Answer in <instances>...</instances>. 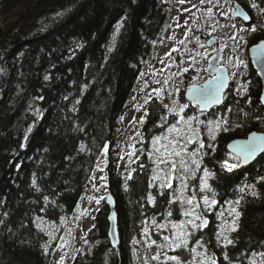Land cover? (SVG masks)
<instances>
[{
    "label": "trees",
    "instance_id": "1",
    "mask_svg": "<svg viewBox=\"0 0 264 264\" xmlns=\"http://www.w3.org/2000/svg\"><path fill=\"white\" fill-rule=\"evenodd\" d=\"M89 1L0 0V15L10 20L0 27V88L10 76L8 58L16 45L55 30ZM175 1L95 0L70 23L17 51L9 61L14 75L0 92V98L5 94L0 106V264L54 263L57 242L51 241L39 220L57 224L80 211L105 149L119 146L121 121L135 100L153 46L171 26ZM235 2L250 10L252 24L235 36L229 24L212 32L237 50L241 43L251 47L264 39V24L258 22L256 11L264 19V0ZM251 66L244 57L240 87L228 92L229 98L237 97L226 103L228 129L219 151L206 158L216 169L212 189L219 203L240 201L237 230L227 233L233 244L225 247L215 216L201 232L200 249L206 247L216 264H252L253 259L261 264V257L252 254L264 252V155L246 169L229 172L225 166L230 163L229 141L264 131L263 84ZM147 168L135 173L125 198L118 190L119 179L111 184L120 219L127 225L120 234L127 242L122 241L119 249L110 246L109 209L104 202L81 246L75 244L71 264H138L132 242L137 243L143 222L155 209L143 207ZM163 248L164 252L157 246L149 248L151 264H159L170 253L167 244ZM173 253L182 261H192L189 246ZM157 255L159 259H153Z\"/></svg>",
    "mask_w": 264,
    "mask_h": 264
},
{
    "label": "rangeland",
    "instance_id": "2",
    "mask_svg": "<svg viewBox=\"0 0 264 264\" xmlns=\"http://www.w3.org/2000/svg\"><path fill=\"white\" fill-rule=\"evenodd\" d=\"M234 5L235 0H203V2H201V0H183V2H181V0H176L174 2L169 21L171 26L165 33L164 37L160 38L153 46L155 47L154 55L149 58V61L145 65L143 78L139 83V89L136 96H134L135 100L133 101L131 107L127 108V111L121 121L122 123L119 127V133L117 134L119 137V146H117V148L113 151H110L109 148L105 149L96 167V171L94 172V175L85 190L83 200L79 207L82 212L78 211L73 218L62 220L57 224L44 223L43 220H39L38 225L46 231V233H48L51 241L57 242L55 248H53V255L55 256L53 264H71L75 254V244L77 243V247H80L83 242L84 234L95 225L94 221L96 211L105 201V194L100 188L102 186H106L105 184L111 175L106 172L109 167H104L106 159L112 157L113 160H116L115 165L117 167V161L118 158H121V155L123 156L124 154H129L131 156L128 161L129 164L133 162V158L138 157L139 153L136 147L131 145L135 136L139 133V122L136 120L142 115V111L146 105H149L151 98L153 96H157L160 100H162V102H164L162 98L170 97L171 103L168 105V108L170 110L173 108L174 112L179 111L180 113L181 108L186 105L182 104L179 99L181 98V95H179L180 91L183 89L186 92L189 86L194 84V81L200 80V77L205 75V72H208L209 74L211 73L208 67V62L211 55H214L215 50L205 45L207 43V39H203L202 41L199 39L200 32L203 33L202 29H205L207 34L216 36L213 35L212 32L215 30L216 26L220 27V24H229L232 28V32L234 34L233 36L242 33V30L246 27V25L241 20L234 18ZM256 11L259 13L257 17L258 22L264 24V19L262 18L261 13L258 9ZM9 22L10 20H7L5 16L0 15V27H4ZM194 38L196 39L195 41L190 40ZM221 41L222 47L226 48L224 64L228 69H230L233 81L235 82V89H237L240 87V79L242 76L240 68L241 63L244 61V57L247 56L249 58L248 54L250 47H248V44L244 42L241 43V46L236 50L232 45L228 44L227 40L221 39ZM234 43L235 42H233V44ZM180 44L182 45L179 48ZM201 45H203V47ZM178 54H180L179 57ZM173 58L174 61L170 62ZM169 65H171L170 68ZM166 70H168L169 73H166ZM177 70H180L181 72H178ZM183 73L187 74L189 86L184 83L185 79L183 77ZM167 91L170 92V94H167ZM163 104L167 105L165 102ZM186 108L187 105L186 107H183V110ZM184 123L185 128H183L181 134L176 133L170 134L167 137H159L160 139L155 140V143L151 145L154 150L160 149V151L157 152L159 154L156 160L157 164L159 158H164L170 162L175 160L177 166H180L179 169L186 172L188 167L191 168L195 165L193 160L196 161V157H192L191 152L187 151V148L191 145V143H199L198 139L194 142L188 140V137H190L193 134V131H195V121L192 122L191 120L189 123L188 120H185ZM215 129L216 124H210L206 130L208 138L212 143H214L217 138ZM162 145L168 146L167 151L161 147ZM174 151L180 152L181 156L177 157L168 155V153ZM181 159L184 161L183 164L180 163ZM230 160L232 161L230 164L238 163L234 157H232V159L230 158ZM114 171H117V169L115 168ZM158 173L159 176L163 175L161 170H158ZM190 173V171L187 172L185 176H189ZM207 179L208 176L205 177L204 173L202 180L203 184L201 185L202 188H204L203 185L207 182ZM206 189H209V186ZM204 196L206 195H202L200 198L201 203L203 204L202 206H204ZM208 197L210 200H216L214 195ZM216 206L217 204L211 208H206L204 206L208 212L205 216L208 221L207 225L210 224L209 214L214 211ZM232 207H235L238 210L236 204L228 202L225 206H221L219 208L221 209L220 212L216 213L215 220L218 226V229L216 230H219V234L224 233V235H220L221 239H225V237H227V233L231 230V225L234 220L238 223L235 214L231 212ZM85 212H88V214L81 217V215ZM221 213H223V215H221ZM155 218L158 217L156 216ZM155 218L153 217V219ZM190 219H192V217L182 222L183 228L181 230L180 228L174 229L167 235L172 237L176 232H185L187 235H185L184 238L189 244L192 236L198 234L197 230L188 224ZM195 222L197 224L199 223V221ZM137 240V243L132 242L133 258L136 259L138 264H151L149 257H147L148 252L146 249L147 247H152V244L151 246L145 247V250L142 252L136 245L140 241L139 239ZM148 245H150V243ZM200 245H202L201 242L193 247L196 251L193 253L191 252L192 261H195V264H200V260L202 258H206L208 261L213 259L215 260L214 255H211L206 247L200 249ZM177 250L178 249L172 251L175 252ZM171 256H175V254L172 253L169 257ZM158 262L159 264H176V261L167 259V257L159 259Z\"/></svg>",
    "mask_w": 264,
    "mask_h": 264
},
{
    "label": "flooded vegetation",
    "instance_id": "3",
    "mask_svg": "<svg viewBox=\"0 0 264 264\" xmlns=\"http://www.w3.org/2000/svg\"><path fill=\"white\" fill-rule=\"evenodd\" d=\"M202 35H204L205 39H207L209 36H212L210 34H205L200 32L199 39L201 41L203 40ZM219 39L221 41V38ZM190 40L195 41L196 39L194 38ZM181 45L182 44L179 45V48L181 47ZM213 49L215 50V48ZM179 55L180 54H178V57ZM173 61L174 58L171 59L170 62ZM170 67L171 65H169V68ZM166 71H167L166 73H169L168 70ZM177 71L181 72L180 70ZM183 77L185 79L184 83L188 85L189 79L187 77V74L183 73ZM210 77H211V73L209 74L208 72H205V75L201 76L200 80L194 81V84L188 86L190 88L192 85H203L205 81H207ZM232 86H233L232 88H235V84H233ZM228 92H230V90ZM228 92H226L223 105H220L219 107H214L209 112H203L199 107H194V105L191 104V102L186 98L185 95L186 92L183 89L180 91L179 95H181V98L179 99L182 104L187 105V108L180 113L179 111L174 112L173 108H171V110L168 108L169 107L168 105L171 103L170 97L162 98L163 101L167 103V105H165L163 104L164 102H162V100L159 99V97L153 96L150 100L149 105L148 106L146 105V107L142 111V115L139 116V118L136 120L139 122V126H138L139 133L135 136V139L132 141L133 143L131 145H133V147H136L139 153L138 157L133 158V162L129 164L128 161L131 156L129 154H124L123 156L121 155V158H118L117 167L115 165L116 160H113L112 157L106 159V162L109 164V168L106 172L110 173L111 175L107 183L105 184L106 186H102L100 188L102 192L105 194V197L108 196L109 193L114 194L113 185L111 184L112 182H115L116 179H119L118 190L121 194L120 196L125 198L132 187L131 182H133L135 173H137L138 170L141 169L143 166H148L146 170L147 173L149 174L147 176V182H146L148 184V190H147V194H145L146 198L143 207L145 206L149 208L155 207L153 211L156 212V214L151 215L153 211L148 213L150 217H147L141 226L142 228L141 234L139 235L140 241L136 245L140 248L142 252L145 250V247L149 246L148 244L151 243V241L153 240L156 241V244H152V247L157 246L161 249L160 250L161 252H164L165 251V249L163 248L164 244H167L168 242L164 241L163 237L166 236L167 234H170L172 230H174L172 227L173 224H176L178 226L182 225V222H184V220L190 218V216H185L183 213L186 210L193 209V205H195L196 213L202 214L205 217L208 212L207 209L204 208V206H202L203 204L201 203L200 200L202 195H206V196L214 195V198H216V200L218 201L216 208L212 213L209 214V217L216 216V213L220 212L221 210L219 208L227 204V203H223V204L219 203V196L212 189L213 178L216 169L210 168L208 163H206V158L208 156L215 155L219 151L220 148L219 142L221 141L223 134H226V131L228 129L227 117H229L230 115V107L227 106L226 103L229 100L230 101L237 100V97L229 98ZM166 93L170 94V92L168 91ZM154 105H155L154 109L156 110L152 112L150 108ZM181 116L184 117L183 120L180 119ZM251 116L252 113L250 115V118ZM190 117H195V119L192 120V122L195 121L194 126H195L196 136L195 139L192 140V142L198 139L199 143L197 144L191 143V145L188 146L187 151L191 152L192 157H196L198 167L197 164H195L191 168L188 167L187 172L190 171L191 173L189 176H185L187 172L182 169H179L180 166H177L175 160H172L171 163L168 164H162V163L157 164L156 160L159 154L157 153L156 150H154L153 146L151 145H153L157 137L160 138L163 136L167 137L170 134H176V133L181 134V131L183 130V128H185L184 121L185 120L189 121ZM142 120L143 123H141ZM210 124H216L215 131L217 134V138L214 143H212L209 140L208 133L206 131L207 127ZM173 126H175L174 129ZM169 129H173V130L169 131ZM201 145H203V147H201ZM194 152L196 153L195 156L192 155V153ZM227 155L229 159L235 157V155H232L231 153ZM141 158L144 160H142ZM231 162L232 161L230 160V163ZM172 164H175L174 168L172 167ZM165 166L170 167L169 171L172 176V179L170 181L172 185L171 188L168 187L161 188L160 184L162 183V179H153L154 176L163 178L164 176L167 175L166 171L163 170ZM159 167H160L159 171L161 170L163 173L162 176H159L158 173ZM115 168L117 169V171H114ZM235 169H246V168L238 167ZM235 169H233V171ZM205 172L208 173V179L206 181L209 186V189L205 188L206 190L201 186L203 184L202 180H203V174ZM149 196L154 198V203L149 201ZM188 199H193L194 204L193 205L187 204ZM163 201L166 202L165 206L162 205ZM168 212H171L172 215L169 216ZM156 216L158 218H155ZM153 217L156 220L153 219ZM153 221H155V224L153 223ZM160 224H164L166 225V227L165 228L157 227V225ZM208 227L210 226L206 225L201 229H196L198 234L192 236V239L187 246H190L191 249H193V247H195L196 244H199L197 243L198 241L203 242V235L201 234V232L204 231V229L206 230V228ZM145 228H147L148 230L147 233H145L144 231ZM179 228L181 230L183 227H178V229ZM121 229L123 230L127 229V225L123 221H121ZM122 241L124 243L127 242V238L124 237L123 235H122ZM149 248L147 247L146 249L147 252H149L148 250ZM172 253H173L172 250L170 251V253L166 252V256L162 258L164 259L166 257H169ZM162 255L164 254L162 253Z\"/></svg>",
    "mask_w": 264,
    "mask_h": 264
},
{
    "label": "water",
    "instance_id": "4",
    "mask_svg": "<svg viewBox=\"0 0 264 264\" xmlns=\"http://www.w3.org/2000/svg\"><path fill=\"white\" fill-rule=\"evenodd\" d=\"M94 1L95 0L89 1L79 10V12H77L75 16L68 19L65 23L59 25L58 28L49 32L48 34H45L43 36H39L36 38H32V39H27L25 41L20 42L18 45H16L13 48L12 52H10L11 55L8 58L7 65H9V67L11 68L10 76L8 77V80L1 86L0 92L2 90L4 91L6 85L9 83V81L12 79L14 75L15 68L13 67V65H11L9 61L13 58V56L16 54L17 51H20L21 49L27 46H30V45H33V44H36V43H39L45 40V38H48L49 36H51L56 30L60 29L61 27H64V25H67L72 20H74V18L77 17L80 14V12L85 10L86 7L90 6ZM234 8H235L234 10L235 14L233 13V16L235 19L241 20L245 25L252 24V21H253V18H251L252 14L243 4L236 2L234 5ZM244 15H247L249 19L245 20ZM202 39H205L204 35H202ZM261 43H264V39L252 45L249 49L248 55H249L250 62L252 64L251 67L254 68L260 80H262L263 90L261 91L262 94H261L260 100H261V104H263V107H264V62H262L259 56L257 55V53L253 51ZM205 45H207L210 48H215V53L214 55H211L209 62H208V67L211 72V77L207 81H205L203 85H195V86L196 88L199 89L201 88V86H205L210 80H212L214 76L222 77L223 84H224L223 88L220 89V95L222 96V101L220 103H217L215 102V100H205L201 98L197 92L189 91L190 89L193 88V85L186 91L185 95H186V98L194 105V107H199L201 111L203 112H209L212 108L223 105L226 92H228L233 87L232 85L234 84V81H233L230 69H228L227 66L224 64V57H225L224 55H225L226 49L222 47L220 39L217 36H209L207 38V43ZM4 100H5V94L3 93V97L0 98V106L2 105ZM253 134H256L257 137L264 136V131L263 132L253 131L246 138H236V139H233L232 141H229V144H228L229 152L232 155L236 156L237 155L236 145L251 141L253 139ZM263 155H264V152H258L254 158L249 160V162L246 164L242 163L240 167L248 168L249 166L253 165ZM108 166L109 164L106 163L105 167H108ZM169 169L170 167L168 166H165L163 169L166 171L167 175L170 174ZM114 196L115 195L113 193H109V195L106 196L107 198L105 201V204L108 206V209H109V215H108V220H107V222H109V230L107 234H108V238L111 244L110 246H112L113 249H119L121 247L120 244L122 243L121 234L119 233L120 232V221H119L120 214H119V209H117L118 208L117 198Z\"/></svg>",
    "mask_w": 264,
    "mask_h": 264
},
{
    "label": "snow or ice",
    "instance_id": "5",
    "mask_svg": "<svg viewBox=\"0 0 264 264\" xmlns=\"http://www.w3.org/2000/svg\"><path fill=\"white\" fill-rule=\"evenodd\" d=\"M181 2H183V0H181ZM201 2H203V0H201ZM251 6L253 8L257 7V5L255 3H253ZM244 19L247 20V19H249V17L247 15H244ZM252 31H255V29H252ZM201 46L203 47V45H201ZM253 51L256 52L257 55L259 56L260 60L262 62H264V43H261L260 45H258L257 48H255ZM223 86H224V84H223L222 77L214 76L212 78V80H210L205 86H201V88L198 89V88H196L195 85H193V88L190 89L189 91L197 92L198 95L205 100H215V102L220 103L222 101V96L220 95V89H222ZM183 107H186V105ZM183 107L181 108V112L183 111ZM180 119L183 120L184 117L181 116ZM193 119H195V117H190L189 123ZM141 123H143V120L141 121ZM174 128H175V126H173V129ZM173 129H169V131H172ZM195 136H196V132L193 131L192 136L188 137V140L189 141L194 140ZM159 139H160L159 137L156 138V140H159ZM154 143H155V141H154ZM161 147H163L165 149V151H167V147H168L167 145H162ZM201 147H203V145H201ZM156 151L159 152L160 149H157ZM236 152H237V155L234 157V159H236L238 161V163H233V164L229 165V164H227V162H225V166L229 172H231L235 168L240 167L241 163H245V164L248 163L249 160L254 158L258 152H264V136L257 137L256 134H253V139L251 141L236 145ZM168 155L179 157V156H181V153L174 151V152L168 153ZM192 155L195 156L196 153L194 152V153H192ZM160 163L168 164L171 162L164 159V158H159L158 164H160ZM180 163L181 164L184 163L183 159H181ZM193 163L197 164V167H198L197 161L193 160ZM172 167L174 168L175 164H172ZM158 170H159V168H158ZM207 176H208V173L205 172V177H207ZM129 178H131V177H129ZM153 179H162V183L160 184L161 188H164V187L171 188L172 187L171 182H170L172 179V176L170 174L164 176L163 178L158 177V176H154ZM261 179L264 180V177H261ZM203 186H204V188H208L207 182H205ZM246 187H253L254 188L255 185H249ZM243 190L244 189L242 188L241 191H243ZM252 195L255 196L256 193L253 192ZM149 201L154 203V198L149 196ZM203 202H204V206L206 208H211L218 203V201H216L215 199L210 200L208 196L203 197ZM234 203L236 205H238L240 203V201L237 200ZM187 204L192 205L193 199H188ZM231 212L235 214V217L238 220L241 213L235 207L231 208ZM183 214L185 216L192 217V219H190L188 221V224L191 225V227L194 229H201V228L205 227L208 223L207 219L202 214L195 212V205H193V209L186 210ZM168 215L171 216L172 213L168 212ZM221 215H223V213H221ZM195 221H199V223L197 224ZM153 223L155 224V221H153ZM157 227L165 228L166 225L160 224V225H157ZM172 227H173V229H176L178 227H183V226L182 225L178 226L176 224H173ZM237 227H238V225L236 223V220H234L232 222V225H231V230L236 231ZM144 231H145V233H147V231H148L147 228H145ZM185 235H187V233H185V232H176L174 234V236H172V237H169L167 235L164 236L163 240L168 242L167 247L169 248V250H175V249H179L181 247H187L188 241L184 238ZM220 235H224V233H220ZM225 239H226L225 247L234 243V241L232 239H228L227 237H225ZM197 243H199V241ZM151 244H156V241L155 240L151 241L149 246H151ZM191 251L195 252L196 249L193 248V249H191ZM252 255L253 256L259 255L261 257V264H264V252L253 253ZM205 257H206V253H205ZM225 258H227V257L225 256ZM153 259H159V256L157 255V256L153 257ZM167 259L176 261V264H195V261H181V259L178 256L167 257ZM200 264H216V261L214 259L211 261H208L206 258H202L200 260ZM252 264H257L255 259H253Z\"/></svg>",
    "mask_w": 264,
    "mask_h": 264
}]
</instances>
